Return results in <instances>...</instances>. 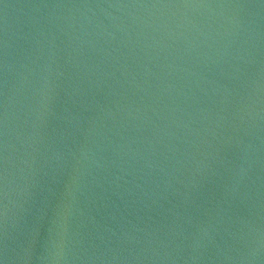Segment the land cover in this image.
Wrapping results in <instances>:
<instances>
[{"label":"water","instance_id":"1","mask_svg":"<svg viewBox=\"0 0 264 264\" xmlns=\"http://www.w3.org/2000/svg\"><path fill=\"white\" fill-rule=\"evenodd\" d=\"M0 264H264V4L0 0Z\"/></svg>","mask_w":264,"mask_h":264},{"label":"snow or ice","instance_id":"2","mask_svg":"<svg viewBox=\"0 0 264 264\" xmlns=\"http://www.w3.org/2000/svg\"><path fill=\"white\" fill-rule=\"evenodd\" d=\"M260 3L264 4V0H259Z\"/></svg>","mask_w":264,"mask_h":264}]
</instances>
